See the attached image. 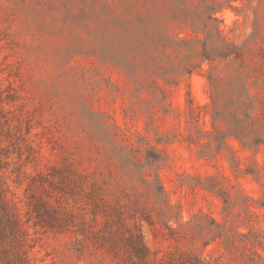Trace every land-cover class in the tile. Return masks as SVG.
I'll list each match as a JSON object with an SVG mask.
<instances>
[{
  "label": "rangeland",
  "instance_id": "obj_1",
  "mask_svg": "<svg viewBox=\"0 0 264 264\" xmlns=\"http://www.w3.org/2000/svg\"><path fill=\"white\" fill-rule=\"evenodd\" d=\"M103 1L0 0V264H264V176L247 170L264 165V144L231 138L200 154L206 75L214 67L227 82L231 65L145 86L158 76L129 46L130 15L120 0L102 12ZM208 1L247 66L264 71V0ZM203 3L147 0L152 64L184 63L185 50L162 45L205 37L173 19L186 6L202 26Z\"/></svg>",
  "mask_w": 264,
  "mask_h": 264
},
{
  "label": "trees",
  "instance_id": "obj_2",
  "mask_svg": "<svg viewBox=\"0 0 264 264\" xmlns=\"http://www.w3.org/2000/svg\"><path fill=\"white\" fill-rule=\"evenodd\" d=\"M120 1L124 4L123 11L130 15V18L126 19L127 21L123 20L128 24L123 31L129 38L131 50L135 56L140 54L147 70H152L158 76L145 82V86L163 90L160 78L166 82L174 83L179 75L192 74L193 71L201 69L204 62L231 65L229 74L232 76L227 82L221 73H215L214 67L206 75L211 90V102L206 105L211 114V128L202 131L210 139L207 143H201L200 154L208 156L214 154V149L218 152L221 151L229 145L231 138L238 140L244 149L258 151L264 144V71L250 69L246 64L244 52L223 34L221 20L216 17L218 7L215 4L211 5L208 0H202L204 10L198 11L196 15L202 21V26H200L190 15L189 7L178 6L173 19L177 22L191 20L197 26L195 32H204L205 37L201 38L197 33L193 38H188L181 35L180 32L166 35L167 42L162 45L163 53L169 47L177 52L183 50L187 52L181 60L184 63L178 69L171 71L163 69L155 62L152 64L148 57L147 49L151 42L147 38L144 7L147 0ZM177 1L181 2V0ZM108 8L111 10L110 2L104 0L100 10L107 12ZM172 29L175 30L174 27ZM195 56L200 57L198 62L194 61ZM172 73L176 75H171ZM221 86H223V90L220 92L219 87ZM252 88H255V91ZM210 106L213 107L212 110H209ZM191 140H193L192 137ZM247 170L257 179L264 176L263 164H260L258 169L249 166ZM130 241H133L132 238ZM131 248L133 254L142 260L146 254L142 240L140 239V245L131 244ZM182 264H200V260L197 257H189L183 259Z\"/></svg>",
  "mask_w": 264,
  "mask_h": 264
}]
</instances>
